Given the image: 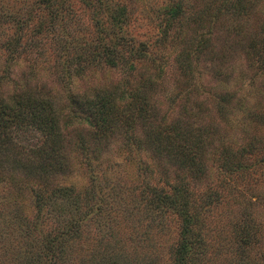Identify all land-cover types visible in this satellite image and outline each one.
<instances>
[{
  "label": "rangeland",
  "instance_id": "374dc122",
  "mask_svg": "<svg viewBox=\"0 0 264 264\" xmlns=\"http://www.w3.org/2000/svg\"><path fill=\"white\" fill-rule=\"evenodd\" d=\"M27 84L59 123L0 154V264H264V0H0Z\"/></svg>",
  "mask_w": 264,
  "mask_h": 264
},
{
  "label": "trees",
  "instance_id": "16d2710c",
  "mask_svg": "<svg viewBox=\"0 0 264 264\" xmlns=\"http://www.w3.org/2000/svg\"><path fill=\"white\" fill-rule=\"evenodd\" d=\"M17 87H20L19 90ZM14 92L4 90L0 85V154L5 149V157L2 159L8 160L11 157L14 137L18 129L25 124L43 123L46 124L50 131L58 129L59 118L54 111L51 102L46 101L41 96L46 94L45 88L37 84L17 86ZM98 99L91 113L98 122L104 127H113V114L116 113L117 102L113 94L98 95ZM92 103V102H90ZM55 134L53 135L54 140ZM57 142V141H56ZM55 142V143H56ZM15 159V165H7L6 168L11 169V173H15L17 168L20 170V163ZM8 164V163H7ZM28 168V167H23ZM24 170V169H22ZM203 251H201L202 253ZM183 260L198 259L199 250L197 245L191 239L185 241L182 247Z\"/></svg>",
  "mask_w": 264,
  "mask_h": 264
}]
</instances>
